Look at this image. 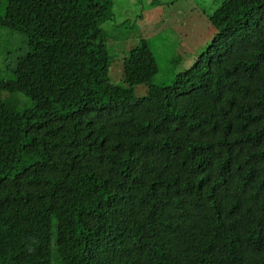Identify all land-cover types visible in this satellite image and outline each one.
I'll list each match as a JSON object with an SVG mask.
<instances>
[{
  "label": "trees",
  "instance_id": "16d2710c",
  "mask_svg": "<svg viewBox=\"0 0 264 264\" xmlns=\"http://www.w3.org/2000/svg\"><path fill=\"white\" fill-rule=\"evenodd\" d=\"M114 5L7 0L0 264H264V0H224L171 85L146 40L112 82Z\"/></svg>",
  "mask_w": 264,
  "mask_h": 264
},
{
  "label": "rangeland",
  "instance_id": "374dc122",
  "mask_svg": "<svg viewBox=\"0 0 264 264\" xmlns=\"http://www.w3.org/2000/svg\"><path fill=\"white\" fill-rule=\"evenodd\" d=\"M114 18L106 29L111 44L112 65L110 78L122 83L123 55L141 40H146L155 54L159 73L154 82L171 85L180 72L190 68L207 49L216 33L209 17L224 0H114ZM0 17L4 15L7 0H0ZM112 34V35H111ZM23 35L0 31V48L6 53L23 55L27 52ZM3 55L0 68L6 76ZM147 93L145 85L136 89V96Z\"/></svg>",
  "mask_w": 264,
  "mask_h": 264
}]
</instances>
